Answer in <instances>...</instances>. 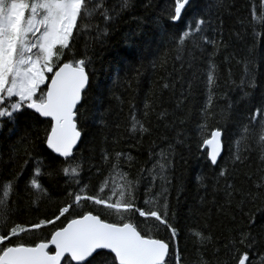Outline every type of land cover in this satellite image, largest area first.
<instances>
[{"label":"snow or ice","instance_id":"obj_1","mask_svg":"<svg viewBox=\"0 0 264 264\" xmlns=\"http://www.w3.org/2000/svg\"><path fill=\"white\" fill-rule=\"evenodd\" d=\"M250 3L247 26L252 29L253 46L244 61L240 89L255 111L247 117L246 124L239 126L242 133L236 140L233 159L234 163L247 159L242 157L240 144L255 135L264 165V91L260 87L264 80V0ZM131 6L132 0H117L112 5L109 0H0V132L10 123L13 127L8 129V135H14L21 116L45 124L44 151L37 153L25 147L27 158L23 163H19L15 148L8 161L0 153V264H211L203 249L213 242L212 236L205 235L202 229L190 228L182 237L174 222L176 214H170L167 186L171 183L168 173L174 165L172 143L159 152L150 150L152 166L141 168L135 179L124 171L125 164L131 167L135 161L131 153L102 148V166L88 167L89 173L95 168L98 182L85 175L84 157L77 156L84 142L82 119L91 113L94 120L99 115L103 123L100 109L104 85H95V100L91 108H86L93 89L91 60L86 54L77 58L75 40L82 28L90 27L97 17L103 20L101 34L106 35L107 25ZM164 19L170 23L164 24ZM154 23L162 35L169 26L183 25L176 38L178 53L184 51L189 40L202 50L209 44L217 46L206 33L211 21L199 10L197 0H168ZM204 76L207 99L200 113L204 122L197 124V132L208 161L219 167L226 132L220 126L209 132L206 123L213 115L210 109L218 87L217 67L211 58ZM170 87L173 86L167 82L162 84L164 89ZM188 87L190 91L191 82ZM182 103L178 101L177 107ZM232 108L229 103V112ZM151 110L152 105L145 103L144 116ZM168 115L164 110L158 118L163 120ZM174 127L175 121L165 124L166 131ZM129 132L141 139L151 134L135 113ZM182 135V131L176 133V144L183 143ZM227 175V168H221L219 177ZM60 176L64 178L65 200L35 220L15 219L22 199L37 211L41 203L51 200L50 187H45L44 179L55 181ZM145 180L148 186L141 204L139 191ZM157 181L159 191H155ZM226 187L233 189L231 184ZM256 187L264 188V176ZM227 195L231 197L233 191ZM41 233L46 235L37 239ZM188 239L193 241L194 258L189 255ZM262 240L264 222L258 224L253 215L247 229L240 230L224 247L235 264H264V256L259 261L251 259ZM238 245L246 250L241 252ZM216 264H229V260H217Z\"/></svg>","mask_w":264,"mask_h":264},{"label":"trees","instance_id":"obj_2","mask_svg":"<svg viewBox=\"0 0 264 264\" xmlns=\"http://www.w3.org/2000/svg\"><path fill=\"white\" fill-rule=\"evenodd\" d=\"M167 2L132 0L131 8L107 25L106 35L101 34L105 24L97 17L77 36L74 43L77 58L86 54L91 60L89 71L92 72L93 89L89 92L86 108H91L95 100V85L101 82L104 85L100 109L103 123L99 122V115L94 120L91 113L87 119H82L84 142L80 144L77 156L84 157L85 175L97 181L95 168L89 173L88 167L90 164L102 166V148L109 152L131 153L135 161L131 167L125 164L124 171L135 179L141 168L152 166L150 150L159 152L172 143L175 146L174 165L168 173L171 183L167 186V195L170 214H176L174 222L181 229L182 237L188 235L190 228L202 229L205 235L212 236L213 242L203 249L211 264L225 259L229 264H235L224 246L233 236H238L240 230L247 229L253 215L258 224L264 222V211H261L264 210V188L256 187L264 176V171L260 170L264 165L260 161L257 137L253 135L241 141L239 150L242 157H247L243 163H234L233 159L237 152L236 140L242 133L239 126L246 124L247 117L255 111L240 89L244 61L253 46L252 29L247 26L251 3L250 0H197L199 10L211 21V28L206 29V33L217 42V46L209 44L202 50L189 40L184 51L178 53L176 38L183 31V25L169 26L166 34L162 35L160 27L154 23ZM116 3L117 0H109V5ZM162 22L170 23L166 19ZM178 54L180 59H177ZM209 58L217 67L218 87L214 93V107L210 109L213 115L206 123L209 132L217 126L226 132L219 167L208 161L207 153L200 147L202 141L197 132V124L204 122L200 113L207 99L203 81ZM165 82L173 87L162 88ZM189 82L192 83L190 91ZM260 87L264 91V80ZM181 100L183 103L177 107ZM145 103L152 105L153 109L147 117L144 116ZM229 103L233 104L230 112ZM164 110L169 115L166 119H159L158 114ZM222 112L225 113L223 116ZM133 113L144 121L150 135L146 134L141 139L129 132ZM181 120L185 123L181 124ZM173 121L174 129L166 131L165 124ZM11 127L13 125L8 123L0 132V153H3L5 161H8L13 148L19 156V163L27 158L25 147L37 153L45 150L42 143L45 124L21 116L16 133L9 136ZM181 131L184 133L180 137L183 143L176 144V133ZM221 168H227L226 177H219ZM44 184L50 187L51 200L41 203L37 211L27 199H22L15 219L35 220L45 212L50 213L67 198L62 176L55 181L45 178ZM228 184L233 189H228ZM147 186L148 181H143L139 191L141 204ZM159 190L160 182L157 181L155 191ZM228 191H233L231 197L227 195ZM106 219L114 221L115 217ZM45 235L41 233L37 239H43ZM181 243L183 245V239ZM187 243L189 255L194 258L192 239ZM238 247L241 252L246 250ZM216 249H219L218 254ZM260 256H264V240L257 245L251 259L259 261Z\"/></svg>","mask_w":264,"mask_h":264},{"label":"water","instance_id":"obj_3","mask_svg":"<svg viewBox=\"0 0 264 264\" xmlns=\"http://www.w3.org/2000/svg\"><path fill=\"white\" fill-rule=\"evenodd\" d=\"M53 251H54V249H53Z\"/></svg>","mask_w":264,"mask_h":264},{"label":"bare ground","instance_id":"obj_4","mask_svg":"<svg viewBox=\"0 0 264 264\" xmlns=\"http://www.w3.org/2000/svg\"><path fill=\"white\" fill-rule=\"evenodd\" d=\"M174 114V113H173Z\"/></svg>","mask_w":264,"mask_h":264}]
</instances>
